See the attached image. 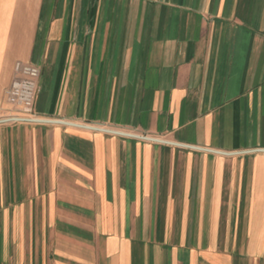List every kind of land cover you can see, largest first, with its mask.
Wrapping results in <instances>:
<instances>
[{
  "label": "crops",
  "instance_id": "1",
  "mask_svg": "<svg viewBox=\"0 0 264 264\" xmlns=\"http://www.w3.org/2000/svg\"><path fill=\"white\" fill-rule=\"evenodd\" d=\"M0 264H264V0H0Z\"/></svg>",
  "mask_w": 264,
  "mask_h": 264
},
{
  "label": "built area",
  "instance_id": "2",
  "mask_svg": "<svg viewBox=\"0 0 264 264\" xmlns=\"http://www.w3.org/2000/svg\"><path fill=\"white\" fill-rule=\"evenodd\" d=\"M40 68L30 64L15 65V79L6 92V102L14 108L17 115L10 119L37 121L35 104L40 92Z\"/></svg>",
  "mask_w": 264,
  "mask_h": 264
},
{
  "label": "water",
  "instance_id": "3",
  "mask_svg": "<svg viewBox=\"0 0 264 264\" xmlns=\"http://www.w3.org/2000/svg\"><path fill=\"white\" fill-rule=\"evenodd\" d=\"M4 121H23V122H41V121H33V120H26V119H7V120H3Z\"/></svg>",
  "mask_w": 264,
  "mask_h": 264
},
{
  "label": "rangeland",
  "instance_id": "4",
  "mask_svg": "<svg viewBox=\"0 0 264 264\" xmlns=\"http://www.w3.org/2000/svg\"><path fill=\"white\" fill-rule=\"evenodd\" d=\"M19 63V62H18ZM22 63V62H21ZM17 64V63H16ZM24 64H27V63H24ZM30 65H33V64H30ZM34 66H36V65H34ZM38 67V66H37ZM40 68V67H39ZM40 71H41V69H40ZM41 78V77H40ZM15 79V78H14ZM39 89H40V80H39Z\"/></svg>",
  "mask_w": 264,
  "mask_h": 264
}]
</instances>
